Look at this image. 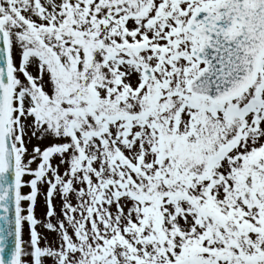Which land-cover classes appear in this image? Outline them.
<instances>
[{"label": "snow or ice", "instance_id": "1", "mask_svg": "<svg viewBox=\"0 0 264 264\" xmlns=\"http://www.w3.org/2000/svg\"><path fill=\"white\" fill-rule=\"evenodd\" d=\"M0 264H264V0H0Z\"/></svg>", "mask_w": 264, "mask_h": 264}]
</instances>
